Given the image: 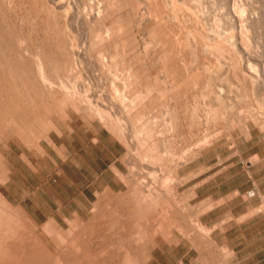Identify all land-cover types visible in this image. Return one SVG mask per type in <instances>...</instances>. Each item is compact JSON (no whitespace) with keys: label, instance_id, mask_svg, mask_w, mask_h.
<instances>
[{"label":"rangeland","instance_id":"374dc122","mask_svg":"<svg viewBox=\"0 0 264 264\" xmlns=\"http://www.w3.org/2000/svg\"><path fill=\"white\" fill-rule=\"evenodd\" d=\"M165 1L0 0V194L25 239L31 240L35 233L42 242L37 241V246L56 252L64 247L57 231L69 239L71 223L76 222L77 228L84 225L94 230L98 238L93 242L103 249L88 260L71 264L102 260L110 247L104 246L112 239L108 209L117 205L114 201L119 194L122 201L118 207L123 206L121 193L127 188L112 165L129 173L123 160L127 151L124 142L131 143L137 130L151 128L155 139L160 135V145L168 142L164 136L169 134L168 143L175 151L188 150L184 159H189L180 169L187 180L167 196L176 201L185 226L200 223L210 228L213 249L209 258L214 264H264L263 108L239 67L219 71L218 63L213 62L211 66L216 64V68L208 71L212 53L201 43L185 44L194 38L217 36L224 21L211 6L218 0H201V8L195 6L198 0L196 4L193 0L196 15L190 18L180 11L178 16L171 13L173 6ZM227 1H235L237 7L241 3L248 7L249 2L262 5V10L256 9L261 22L255 28L261 26L256 30L264 33V0ZM207 8L209 11L203 12ZM96 14L100 18L94 21ZM251 14L254 16L246 9L244 18ZM102 19L119 26L114 36L108 37L104 28L99 31ZM238 26L236 23L233 30L237 38ZM255 49L251 56L264 67V59L254 54ZM232 53L238 55L241 66V53ZM189 68L201 74L200 83L197 89L183 86L187 92L181 89L176 93L175 97L180 94L173 99L179 101L180 112H176L167 107L165 96L160 97L167 85L164 76L168 72L169 79L179 78ZM262 86L259 83L261 91ZM221 93L227 99L216 100ZM209 100L218 105L212 106ZM84 104L91 109H84ZM172 121L177 125L173 127ZM206 134L209 143L199 148L195 141ZM192 149L197 153L191 157ZM250 191L255 195L249 197ZM153 213L151 217L157 218L158 207ZM182 242L157 248L155 264H180L182 259L192 264L198 251L190 242Z\"/></svg>","mask_w":264,"mask_h":264},{"label":"bare ground","instance_id":"6f19581e","mask_svg":"<svg viewBox=\"0 0 264 264\" xmlns=\"http://www.w3.org/2000/svg\"><path fill=\"white\" fill-rule=\"evenodd\" d=\"M189 1L188 0H167V1H165V3L167 4V2H168L173 6V7H170V10L173 9V11H171V13L175 14L176 12L178 13V11H180L183 13V15L186 16L185 18H188V17L190 18V16H192L193 14L194 15H196V14L193 13L195 11H192L194 9L193 8L194 6L191 5V4H193V2H192L193 0H191L192 3L191 2L189 3ZM196 1L194 0L195 4H196ZM200 1L201 0L197 1V2H199L200 5L198 3L196 5L195 4L194 5L201 8L202 5H201ZM212 2H213V0H212ZM215 2H216V4L214 3L215 5H213L211 7L213 9L215 8V10H219L218 19L221 21L222 20L224 21L223 24L221 23L222 26L223 25L224 26L219 29V32H217L218 33L217 36L216 35H214L213 37L208 36L209 38L201 37V40H197L196 38H194L193 40H191L192 42L188 41V43H185V44H188V46L191 47L194 45L199 46V43H201L202 46L204 47V49H206L212 53L211 54L212 58H213V59H211L212 61L207 62L208 64H210L209 67H207L208 64L207 65L205 64L206 66L204 65L205 66L204 68L207 67L208 71H212L211 69H213V68H211V67H215V65H216L215 63H214L215 65L211 66V63H213V62L218 63L217 68L219 69V71H220V69H223V71L225 70V72L226 71L229 72L230 70L232 71V69L234 71H236L237 67H239L238 69H240L241 75L244 78V81H249L251 83L252 88H253V92H254V94H256V99L259 101V103L261 104V106L263 108V110L261 109V111L264 112V90L261 91L260 90L261 88L259 89V87H258L259 83H263V86H264V67L259 66L261 64L259 63L258 60H256L257 59L256 56H254V57H253V55L251 56V52L253 54L252 50L256 48L255 49L256 53H254V54L255 55L257 54L260 58L264 59V33H261L260 31L256 30L258 27H261V26H258V27L256 26L257 28H255V25H257L259 23V21L261 22V20H260L261 17L258 14L256 15V12H258V11H256V9L262 10V5H255L252 2H249V3H247L248 7H246L244 5V3L239 4L237 7V4L235 3V1H233L232 3L228 2L227 0H218ZM211 7H210V9H211ZM236 7L238 9L237 11L235 9ZM246 9H249L252 13H254V16H252V14H251L249 17L244 18V11ZM205 10L209 11V8L204 9V11L203 10L202 11L206 12ZM200 11H199V14H200ZM203 12H201V13L204 15L205 13H203ZM207 13H209V12H207ZM215 13H216V11L213 12V15ZM181 14H179V15H181ZM93 16H94L93 17L94 21L96 19L100 18L99 14H96ZM176 16H178V14ZM208 16L209 15H207V18H208ZM193 17H195V16H193ZM196 19H197V16H196ZM73 20H74V18H73ZM203 20H205V19H203ZM139 21L140 22L143 21V17H140ZM107 22H108L107 19L99 20L98 21V29H99V31H101L104 28L105 32H106L105 34H108V37L109 36L111 37L112 35L114 36V34L118 31L119 26L113 25V24L109 25V23H107ZM179 23H180V21H179ZM236 23H239L241 25L240 26L241 30H239L240 35L238 38L236 36V33L233 31L234 28H236ZM70 24H71V22H70ZM205 24H206V22H205ZM228 24H229V26H228ZM214 27H216V29H217V26H215V24H214ZM214 27H213V31L215 29ZM240 27L238 26V28H240ZM223 28H224V30H223ZM225 29L226 30L229 29V32H225ZM258 29L261 30L260 28H258ZM213 31H211V32H213ZM222 31L225 32L224 35L221 34ZM189 32L191 33V31H189ZM190 33H188V34H190ZM91 34H93V33H91ZM121 34H122V32H121ZM106 36L104 35V37H106ZM194 37H196V36H194ZM181 40H182V38H181ZM183 42H184V40H183ZM183 42H181V44ZM186 42H187V40H186ZM69 43H71V42H69ZM185 44H184V47H185ZM192 49L193 48H191V50ZM193 50H196V49H193ZM225 51H227L228 54H226ZM232 51L234 53H241V55L243 57V62L241 63V66H239L238 61H237L238 55L236 57L232 53ZM243 52H244V54H243ZM210 58H211V56H210ZM191 68H193V67L191 66ZM191 68H189V69H191ZM206 70L207 69H205V71ZM167 73H166V76H164V79L166 80L167 85H166L165 89L163 90L164 93L162 92L163 94H161L160 97L162 95L165 96L166 99L168 100V102L166 103L167 107L175 110L176 112H180L179 111L180 106L178 104L179 101L178 102L173 101L176 93L179 92L183 86H189L190 89H197V87L200 83L199 77L201 74L197 70L191 69V70H187L185 75H183V76L180 75L181 77H179V78L173 77V78L169 79L170 75H168ZM119 74H121V73H119ZM245 83H247V82H245ZM213 86H215V84ZM219 89H221V88H219ZM262 89H264V88H262ZM151 90L152 89L150 88V91ZM182 90L187 92L185 87ZM150 91L146 90V93L148 94ZM151 92H153V91H151ZM153 94L154 93H152V95ZM157 95H156V97H157ZM179 95L176 97H179ZM186 95H187V93H186ZM151 97L155 98L153 96H151ZM184 97H186V96H184ZM223 97H225V96H223V93L215 96L216 100H219L220 98L223 99ZM227 97H229V96H227ZM243 97H245V94ZM215 98H214V100H215ZM222 99H221V102L223 101L222 103H225L224 100L227 98L225 97L224 100H222ZM178 100H181V99H178ZM152 101H153V99H152ZM89 102H90V100H89ZM213 102L210 101L209 104H211V105L215 104V106L218 105V104H216V102H214V103ZM181 104H183V102ZM81 105H83V104H81ZM126 106H127V104H126ZM212 106H214V105H212ZM19 107L20 106H18V108ZM83 107L86 110H90L92 106H89V104H84ZM194 107H195V105H194ZM247 107L249 108V106H247ZM248 108H247V110H248ZM94 109L96 110V109H98V107H95ZM254 110H256V109H254ZM187 111L189 112V109ZM211 111L212 110H209L208 112H211ZM261 111H259V112H261ZM101 112H103V110H101ZM171 124L174 127L175 125H177V122L172 121ZM150 129L151 128H149V130H148V128L143 129V130L139 129L137 131L141 130L140 132L136 131L137 134L135 133V134H133V136L131 135L136 140L135 143H133V141H134L133 138L129 140V138H128L129 136L127 137L128 138L127 140L131 141V143H126L127 141L124 142L126 144L127 151L123 157V160L126 162L127 165H129V171H130L129 173L124 174L122 172L123 170L122 171L120 170L121 169L120 167H119L120 168L119 169L117 167V165H115V164L112 165L113 171H115L117 173V175L120 176V178L122 179L124 184H126L127 188H126L125 193H123V194L121 193V195L124 196L123 197L124 202L122 203L123 206L121 208L118 207V204H120L122 201L119 199V197H120V194H119L118 199L114 201L115 204H117V205L113 206L111 209L109 208L110 210L107 208L109 211V215H108L109 216V218H108V223H109L108 226L109 227L108 228H110L111 232H112L111 241L106 243L104 246L105 248L110 246L109 249L106 248L108 250L107 256L103 255V257H104L103 259L100 257L102 260L95 261L92 259L93 262H90V263L87 261L95 253H97V251H99V249H101L102 247L98 243L93 242L94 238L97 237V236H94V233H95L94 230H87L88 228H86L84 225H83L84 227L80 226L77 228L76 222L71 223V227H70L71 236L69 239H66L65 237H63L57 231V228L53 229L54 231H57V234L61 237V239L64 243V247L62 249H60L56 252H51L46 248L45 245L37 246L36 243H37V241H39V238H37L36 236H33L35 234L34 232H33L34 234L32 236H30V238H29L31 240H27L23 237V234L20 232V225H18L16 223V221H14L13 214L11 212L10 213L8 212L6 200L0 194V264H69V263L71 264V262H75L78 260L80 261V260H84V259H87L84 261V263L88 262L89 264H155L157 257L155 256L154 252L157 248L164 249L166 246H178L181 243H183L182 241L190 242L191 246H193V248H196V250L198 251L197 257L195 256L196 258L194 257L195 259L192 260V264H198L199 261H201L202 264H214L215 260L213 262L211 260L212 258H209V256H208L210 250L212 251V249H213L212 248L213 240L211 239V236H210V233H211L210 228L208 226L200 224V223L197 224L196 226H193V225L191 227L185 226V224H183L184 221L182 223V220L184 219V217H183L184 215L182 216L178 206L176 205V201L175 202L171 201V198L169 197L170 198L169 199L167 196V194L170 191L177 189L179 186L184 185V183L187 180V178L185 179L180 174V169H181V166L183 164H185L189 159V158L184 159L185 154H187L188 150L183 149V150H180V152L175 151L173 149L172 145L170 144L171 142L169 141V139H170L169 134L164 136V138L166 141H168L170 143L165 142L164 144L160 145L159 144L160 140L158 141V139H159L158 137L160 135L157 137V139H155L153 131H152V129L151 130ZM127 131H128V129H127ZM207 136L208 135L206 134V135H203L202 137L197 138V140L195 141V144L197 146H199V148L207 146L209 143L208 142L209 139L207 138ZM200 139H203L204 143L201 142L202 140H200ZM190 153H193L191 155V157H192L197 152H196V150L192 149V151ZM128 156H132V159H128L129 158ZM166 156H170L171 159L169 158L170 159L169 161H165ZM176 160H177V162H176ZM134 167H138L137 172L134 170ZM158 172L160 173L159 175H157ZM252 192H254L253 194L255 195V191H252ZM169 195H170V193H169ZM173 199H174V197H173ZM110 207H111V205H110ZM157 207H158V217L153 219L154 217H153L152 213L155 211V209H157ZM105 212L108 213L107 210ZM77 216L78 215H76V218H77ZM105 216H106V214H105ZM150 218L153 220L151 221ZM92 226H94V224ZM32 230L33 229H31L30 231H32ZM33 231H35V230H33ZM30 233L31 232H29V234ZM48 234H49V232H48ZM199 236H203L204 237L203 240H202V238L199 239ZM40 242H41V240L39 241V244H40ZM107 250H106V252H107ZM102 251L103 250H101V252ZM224 251L227 252L226 250H224ZM103 253L105 254V251ZM223 255H221V256H223ZM100 258H98V259H100ZM72 264H74V263H72ZM79 264H80V262H79ZM180 264H185V260L182 259Z\"/></svg>","mask_w":264,"mask_h":264},{"label":"built area","instance_id":"2783aa9c","mask_svg":"<svg viewBox=\"0 0 264 264\" xmlns=\"http://www.w3.org/2000/svg\"><path fill=\"white\" fill-rule=\"evenodd\" d=\"M254 192H252V191H250L248 194H249V197H252V196H254V194H253Z\"/></svg>","mask_w":264,"mask_h":264}]
</instances>
